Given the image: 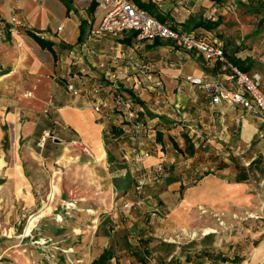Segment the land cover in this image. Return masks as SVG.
<instances>
[{
  "label": "rangeland",
  "instance_id": "374dc122",
  "mask_svg": "<svg viewBox=\"0 0 264 264\" xmlns=\"http://www.w3.org/2000/svg\"><path fill=\"white\" fill-rule=\"evenodd\" d=\"M220 1L223 25L212 36L224 46L228 40L229 50L238 46L231 41L237 38L240 46L255 50L256 58L264 57V0ZM49 9L50 25L63 22L62 36L72 37L74 18L65 21L60 10ZM22 28L0 29V111L17 114L14 126L7 114L0 118V264H87L108 247L115 251L112 264L129 257L137 262L136 251L147 262L162 264L165 253L147 254L159 242L188 245L207 235H213L212 257L204 260L233 264L242 258V264H264V137L254 139L244 152L227 155L226 161L209 157L212 162L201 168H165L162 177L146 178L141 192L138 182L144 176L124 159L128 148L138 145L122 134L104 135L111 154L105 165L94 163L79 144L58 142L57 132L41 148L38 140L31 143L17 130L32 119L23 102L36 89L24 72L7 75L9 65L3 60L11 35ZM58 93L65 95L61 88ZM254 161L249 180L236 183ZM168 178L176 180L171 187L164 182ZM164 192L166 203L154 198ZM127 202L134 206L129 213L121 210ZM143 202L147 207L155 202L153 209L160 208L156 217L141 209ZM168 220L184 232L179 228L175 234L156 235Z\"/></svg>",
  "mask_w": 264,
  "mask_h": 264
},
{
  "label": "crops",
  "instance_id": "0c3cea01",
  "mask_svg": "<svg viewBox=\"0 0 264 264\" xmlns=\"http://www.w3.org/2000/svg\"><path fill=\"white\" fill-rule=\"evenodd\" d=\"M219 2L221 1L153 0L155 8L148 11L186 32L212 37L223 25L224 13L220 7L223 3ZM15 7H18L19 16L23 20L22 33L11 35L10 45L3 49V52H6L3 60L9 65L7 75L24 72L27 74L30 86L36 89L34 92H28L23 102L28 108V115L32 117L31 121H28L23 128L17 127L18 132H23L24 138H29V142L35 143L43 132L50 131L53 135L57 132L61 138L57 140L58 142L79 144L80 149L90 156L94 163L105 165L111 154L104 135L106 129L116 126L123 131L121 137L132 139L136 145L150 151V157L143 163L144 168L149 169L163 164L165 169L179 165L201 168L215 159L217 162L226 161L227 155L244 152L250 148L254 139L264 137L262 119L251 116L241 106L227 103L213 105L206 90L186 81L188 76L219 79L227 88L237 90L236 82L230 78V71H224L221 65L210 63L199 53L187 51L172 41L148 43L133 55L139 62L153 64L157 72V81L160 83V86L152 85L143 89L137 96L141 101L137 110L144 130L139 135H134L131 129H122L119 124L114 123L115 121L106 122L99 119L90 108L86 107L83 99L71 96L66 89V84L71 81L77 86L80 85L79 77L82 76L83 71L93 79L101 74L97 67L100 58L87 56L84 64H80L74 61L72 56L73 51L85 40L90 23L98 22V18L94 17L95 7L88 6L82 0L40 2L9 0L0 5V29L6 26H9L10 30L13 28L10 15ZM50 7L60 10L65 21L74 18L72 37L62 36L65 31L63 22L50 25L51 20L48 17ZM190 17L220 20L221 24L214 31L204 29L189 31L186 26ZM60 26L62 30H58ZM31 34L52 42L55 54L43 50ZM219 34L222 35V32ZM231 41H237L238 46L229 50L228 45L232 46V44L227 40L224 46L220 40L229 55L242 60L251 58L255 62L251 72H259L256 69L261 66L259 73L262 75L264 90V57L256 58L255 50L251 46H240L241 43L237 38ZM110 42L108 38H102L96 40L93 46L101 50ZM121 42L131 47L134 43L132 34H126ZM124 70L121 68V71ZM49 74L53 75V78H47ZM13 79L15 75L10 80ZM59 88L64 90V96L58 93ZM6 114V111H0V118L1 115ZM16 115V113L7 114V121L13 126L17 125ZM0 132H2L1 126ZM190 151L192 154L189 153ZM127 154L124 159L127 164H131ZM209 157L212 160H208ZM164 182L171 187L176 180L168 178ZM167 197L168 193L164 192L154 198L166 203ZM60 201H64L63 198H60ZM143 203L145 207L141 209L152 210V216L156 217V212H160V208L153 209L155 202L150 203L152 207H147L146 203ZM51 206L56 205L51 204ZM158 220L163 223L160 218ZM167 224L168 227L162 224L156 235L175 234L179 228H183L173 226L172 220H168ZM184 230L185 228L183 232ZM96 257L90 259L87 264H91ZM121 264L139 263L133 257H129Z\"/></svg>",
  "mask_w": 264,
  "mask_h": 264
},
{
  "label": "built area",
  "instance_id": "2783aa9c",
  "mask_svg": "<svg viewBox=\"0 0 264 264\" xmlns=\"http://www.w3.org/2000/svg\"><path fill=\"white\" fill-rule=\"evenodd\" d=\"M8 1L0 0V5ZM82 1L88 6L95 7L94 17L98 18V22L90 23L85 40L72 53L73 60L84 64L87 56L100 58L97 67L101 74L93 79L83 71L82 76L79 77L80 85L77 86L71 81L66 84V89L71 96L83 99L86 107L90 108L99 119L106 122L115 121L114 123L119 124L122 129H131L134 135H139L144 130L132 95L137 97L143 89L152 85L160 86V83L157 81V72L153 64L139 62L133 55L148 43L172 41L187 51L199 53L210 63L221 65L224 71H230V78L236 82L237 90L227 88L219 79L194 76L186 78L191 85L206 90L213 105L227 103L241 106L251 116L264 121L262 75L259 72L245 73L233 66L217 38L189 33L169 21H162L148 10L139 7L136 0ZM140 1L148 3L153 0ZM10 22L15 29L23 26L18 7L12 9ZM58 30H62V26ZM128 33L132 34L134 39L131 47L121 42ZM102 38H108L111 42L106 48L99 50L93 46V43ZM121 68L125 69L124 72ZM50 138V131L44 132L38 141V146L43 148ZM127 153L134 170L144 176L138 182L139 192L143 189L146 178L155 180L163 176L165 170L163 164L149 169L143 167L144 161L151 155L149 150L133 145L128 148ZM133 207V204L127 202L121 206V210L129 213Z\"/></svg>",
  "mask_w": 264,
  "mask_h": 264
},
{
  "label": "trees",
  "instance_id": "16d2710c",
  "mask_svg": "<svg viewBox=\"0 0 264 264\" xmlns=\"http://www.w3.org/2000/svg\"><path fill=\"white\" fill-rule=\"evenodd\" d=\"M63 1H65V0H63ZM136 1H137V4L139 5V7L143 8V9L152 10L153 8H155V5L152 2L145 3V2H141L140 0H136ZM65 3L67 4V2H65ZM158 18L161 19L162 21H165V19L160 17V16H158ZM220 24H221L220 20L190 17L188 20V25L186 26V28L189 31L196 30V29H204L206 31H214L220 26ZM31 35L33 36V38L36 40V42L39 44V46L43 50H48L52 54H55V50L53 48L54 44L52 42H50L46 39H43V38L37 36L36 34H31ZM226 56H227L229 62L233 66L239 68L242 72L250 73L254 67L255 62L251 58H247L245 60H242V59H239V58H236L234 56L229 55L227 52H226ZM132 98L136 104V109H137V106L139 104H141V101L137 97H135L134 95H132ZM108 132L112 133L113 136H119L123 133V131L119 127H116V126H111L110 128L106 129V133H108ZM43 134H44V132H43ZM41 136L39 137V139L41 138ZM189 149L190 148L188 147V150ZM189 153L192 154L191 151ZM256 163H258V162L254 161L251 163L250 168L244 169L243 172H241V175L235 180V182L236 183L247 182L249 180V172L251 171L252 166L256 165ZM206 175H208V174H206ZM212 238H213V235H207V236L203 237L202 240L199 242L194 241L188 245H181V246L177 245V244H170V243H166V242L161 241V242H159V245L156 248L149 250L147 252V254L150 255L152 253L158 252V253H160V255H162V253H165L164 257L160 258L161 259L160 263H162V264H183V263L184 264H208V263L213 264L208 259L204 260L205 258L210 259L212 257V253H211L212 250L209 249L212 246V244L210 243ZM196 246L202 247L201 250L197 251V250L193 249ZM213 247H215V246L213 245ZM133 253H135V256L137 258V263H139V264H151L150 262H147V260L145 258H143L141 256V254H139V252L136 251ZM193 253L195 255L194 259H193ZM183 258H185L184 262H182ZM113 259H115V251L112 247H108V248L104 249L102 251V253L91 262V264H112ZM167 259H169V261H167ZM222 261L223 262H229V259L228 258H222ZM230 262L233 264H242L244 262V260L242 258H235L234 260H232Z\"/></svg>",
  "mask_w": 264,
  "mask_h": 264
}]
</instances>
